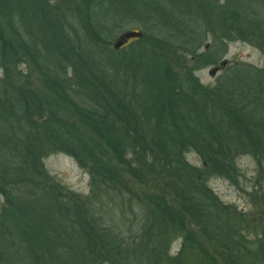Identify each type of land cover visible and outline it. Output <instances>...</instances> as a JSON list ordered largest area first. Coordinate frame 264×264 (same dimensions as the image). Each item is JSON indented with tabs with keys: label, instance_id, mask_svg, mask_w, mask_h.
<instances>
[{
	"label": "trees",
	"instance_id": "obj_1",
	"mask_svg": "<svg viewBox=\"0 0 264 264\" xmlns=\"http://www.w3.org/2000/svg\"><path fill=\"white\" fill-rule=\"evenodd\" d=\"M0 1L7 32L0 33L1 66L10 70L13 51L30 59L45 84L51 82L43 98L35 92L41 90L17 83L0 90V172L7 182L0 264H150L154 253L160 255L157 246L162 251L182 231L190 232L177 254L167 255L170 264H264V232L208 185L213 176L237 184L238 155L264 159V72L243 67L216 86L195 74L217 63L226 39L264 37V18L257 14L264 15V0H81L73 8L93 40L62 34L43 0H28L29 8L23 0ZM112 2L129 9L113 23L106 13ZM27 19L36 21L39 34ZM132 21L166 35L144 33L115 50L110 38ZM208 37L213 48L202 52ZM62 61L60 71L53 69ZM192 149L200 166L186 158ZM54 152L89 169L90 197L48 184L52 177L43 158ZM147 174L164 189L150 198L160 219L137 221L133 211L137 222L125 230L104 220L98 211L106 203L102 196L131 204L130 182ZM162 179L173 185L186 221ZM194 229L218 244L213 248L222 249L219 256L208 253Z\"/></svg>",
	"mask_w": 264,
	"mask_h": 264
},
{
	"label": "rangeland",
	"instance_id": "obj_2",
	"mask_svg": "<svg viewBox=\"0 0 264 264\" xmlns=\"http://www.w3.org/2000/svg\"><path fill=\"white\" fill-rule=\"evenodd\" d=\"M43 1L44 6L48 10V17H52L51 19L60 23V25L62 26V34H66L67 37L72 38V40L76 39L77 35L88 40H93L92 36H89V32L86 31L84 26L82 25V18L77 15V12L73 8V6L81 0ZM161 1H163V4H166L165 0ZM1 3L2 1H0V4ZM22 5L29 8L28 0H23ZM132 6L135 7V3L132 2ZM128 10L129 9L126 4L120 6L119 4H115L112 2L109 6L107 5V11H105L107 15L110 16V22L113 23L122 18L125 14L124 12H127ZM92 13H94L93 10ZM257 14L258 16L264 18V15L259 14L258 12ZM25 22L29 27H32L34 25V27H32L33 33L39 34L40 29L38 28L36 21L33 22L27 19V21L25 20ZM19 23L20 24L18 25L26 30L25 25H23L21 21H19ZM1 27L3 28V32L0 30V33L2 35L4 33H7L4 29L5 19H0V29ZM126 30H141L146 34V36L154 37H163L164 35H166V33L163 32H159V34L158 32L155 33V31H146L143 26L137 24L136 21H132L130 22V24L126 25L125 27L121 28V30H118L113 34L112 38H110L112 39V42ZM75 31L78 32L74 33ZM9 34L11 35V32ZM205 46H208V50H212V38L208 37L207 40L204 41L203 46L200 49L202 52L206 51ZM220 51L223 53L220 56V59L217 60V63L203 65L195 71L196 76L205 85L216 86L219 79L222 81L224 80V77L230 74L232 71L242 69L243 67L255 68L258 69V71L264 72V37H260L257 35H248L245 37V39H226ZM47 52H49L48 55L52 54L50 49ZM11 54L12 59L9 62L10 70H5L0 64V81H3L4 83L5 80H7L4 84L1 85L0 90L1 88L9 86V84H13V87L15 85H22L24 88L28 87L41 90L35 91L37 93V96L40 98L46 96V91H51L49 87L51 82L48 84H45L43 82L39 70L32 65L30 59L22 57L21 55H15V52L13 51ZM64 63L63 61L62 63H57L56 65H54L55 68L53 69H57L58 71H60V66L62 67ZM215 68H217L215 73L213 75L210 74L211 71ZM71 73L72 69H68V74L71 75ZM129 76L130 73H126V77ZM120 77H122V79L124 78L123 71L120 72ZM81 89L82 88H80L79 90V86H75L73 90L81 91ZM11 90L12 88H9L7 90V93L12 92ZM26 92L29 94V92L31 91ZM168 128L170 129V127ZM186 158L189 162L195 165L200 166L202 164L200 156L193 149L187 153ZM43 164L47 172L52 177L51 181L47 180L48 184L57 185L59 188H61L63 193L67 195L78 193L83 196L90 197L92 184L89 169L84 168L73 156L64 152H54L43 158ZM235 164L239 169L237 184L226 177L213 176L208 181L209 188L217 194L219 199H221L225 204H228L232 208V210H238L240 214L244 216L243 218L245 220L249 221L254 226L259 227L261 231L264 232V159H261L260 163L252 154H241L236 157ZM146 176L147 177L144 178V180L141 182H130L129 189H132L133 195L129 196L130 198L134 197L133 201L131 200V204H129V202L127 203V201L124 203L122 201L120 202L118 198L116 200L118 202H110L104 196H102V199L106 203L101 205L98 211L103 216L104 220L119 224V226L122 227L123 230H125V228H128L129 223H136L142 218H149L147 221H149L150 223H152L153 220L160 219L158 218L157 214V211L159 210L157 209L156 201L151 202L150 198L155 199V197H159V195L163 194L164 189L162 191L161 186L155 183V178L153 177V175L147 174ZM41 179H43L41 176L35 175L36 181ZM161 182L162 185L165 186V192L169 190V193H167V195H170V200L172 201L173 208L183 212L184 209L182 207L181 201L179 199H175L173 185L170 184V180L162 179ZM3 183L7 184V182L3 180V175L0 172V212L6 206V196L3 191ZM71 191H73V193H70ZM133 211L136 213L137 221L132 220L134 218V216L131 214ZM176 215L178 214L176 213ZM184 219L186 221V215ZM139 224H142V226L145 225L143 224V221H139ZM188 225L189 223L187 224V227ZM135 227L137 229L136 225ZM157 228L158 227H156V229ZM194 231L198 233V239H200L205 248L209 250L208 253L211 256H219L218 251L222 252V249L218 248V250H216L215 248H213L215 246H218V244L208 243L196 229H194ZM189 232L190 231H188V233H186V231L179 232V234L175 238H169L168 240H166V247L162 248V251L160 247L157 246L156 251L160 255L154 253L151 258L150 264H170L167 261V257L177 254L180 247L184 243V238L187 237ZM138 233L142 238L147 237V233L144 232L143 227H139ZM152 244L156 245L157 243L153 241ZM162 245L163 244H161V246ZM217 259L220 263H222L221 256ZM103 264L116 263L109 262L107 260Z\"/></svg>",
	"mask_w": 264,
	"mask_h": 264
},
{
	"label": "water",
	"instance_id": "obj_3",
	"mask_svg": "<svg viewBox=\"0 0 264 264\" xmlns=\"http://www.w3.org/2000/svg\"><path fill=\"white\" fill-rule=\"evenodd\" d=\"M143 36L142 31L138 30H126L122 34H120L115 41L113 42V48L115 50H119L124 45L128 44L131 40L136 38H141ZM217 68L213 69L210 74H214Z\"/></svg>",
	"mask_w": 264,
	"mask_h": 264
}]
</instances>
